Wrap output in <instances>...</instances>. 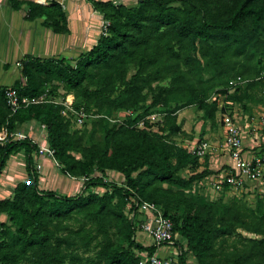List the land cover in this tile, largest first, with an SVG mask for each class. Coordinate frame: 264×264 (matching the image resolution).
<instances>
[{
	"label": "trees",
	"instance_id": "16d2710c",
	"mask_svg": "<svg viewBox=\"0 0 264 264\" xmlns=\"http://www.w3.org/2000/svg\"><path fill=\"white\" fill-rule=\"evenodd\" d=\"M89 2L110 22L106 33L75 58L26 54L20 60V77L12 87L20 99L43 94L64 97L72 91L87 99L103 98L117 109L116 117L124 111L126 118L124 122H112L105 116L93 119L104 121V140L86 146L83 136L72 131L69 120L61 115L62 104L29 103L11 114L6 86L0 85V174L11 156L21 150L28 173L27 179L16 184L11 198L0 199V212L7 213L16 227L13 232L10 224L0 222V264H88L90 260L82 252H89L93 246L98 247L97 259L104 264H139L137 250L154 252L157 246H145L136 238V225L126 213L132 194L156 203L171 217L181 236L177 241L181 249L179 264H188L189 253L198 264H219L220 239L236 233L239 227L264 235V215L255 217L219 202L198 205L184 194L182 189L214 171L206 167L189 177L180 174L184 168L198 165L199 156L172 139L182 132L178 111L197 105L214 121L220 102L218 98L210 100L211 87L189 79L181 64L201 67L202 60L195 55L199 52L203 63L212 62L222 75L236 70V76H242L244 70L236 65L238 58L249 56L252 50L264 56V0ZM23 4H27L25 19L43 18V25L53 32H70L69 15L60 2L45 6L36 0H11L15 10ZM133 60L138 70L127 77L128 64ZM168 77L169 84L152 86ZM260 77L248 79L244 93L235 90L230 94L229 80L228 86L218 92L226 95L227 101H242L264 86ZM54 80L62 83L65 94L45 87ZM147 88L151 90L150 105L142 112L129 110L144 100ZM74 105L110 116L76 100ZM154 111L162 112V120L156 123L167 138L149 129L153 123L147 116ZM31 120L45 126L47 145L54 150L60 170L76 179L84 178L78 193L40 187L33 157V153L39 154L38 143L11 136L19 124ZM141 120L144 127L138 126ZM113 171L122 177L121 184L106 180ZM164 183L181 190L164 188ZM92 187H103L105 192ZM75 216L76 227L65 225ZM262 261L264 238L250 239L247 251L234 252L228 259L229 264Z\"/></svg>",
	"mask_w": 264,
	"mask_h": 264
},
{
	"label": "rangeland",
	"instance_id": "374dc122",
	"mask_svg": "<svg viewBox=\"0 0 264 264\" xmlns=\"http://www.w3.org/2000/svg\"><path fill=\"white\" fill-rule=\"evenodd\" d=\"M117 3L125 2L127 4H135L136 0H116ZM66 11L69 15V28L71 26V18L73 23V31L70 37L63 38L64 41H72L71 45L69 43H64L61 40V49L65 50V54L69 58L77 57L81 52L88 50L100 37L103 32V18L100 14L94 11L89 0H65ZM27 4H23L20 10H15L11 5V0H0V83L2 86H12L17 78L20 77V56L21 51L17 47V40L19 36L18 23L24 19L26 14ZM77 12V18L81 19L78 21L74 14ZM13 16V20L11 18ZM40 22H43V18H38ZM42 20V21H41ZM40 31H46L45 34L52 33L51 28L41 27L38 22L31 23ZM43 24V23H42ZM13 26V27H12ZM33 30H28L25 28L22 35L30 34ZM41 33V37L44 35ZM53 34V33H52ZM49 36H46V39ZM10 42H6V41ZM50 41V40H49ZM202 45V44H200ZM13 49H15L13 51ZM59 49V51L61 50ZM56 54V55H55ZM62 53L50 54L51 56H61ZM202 60V65H186L181 64V68L186 72V76L193 80H201L205 86H210V100L218 98L220 105L219 111L217 113L216 119L213 121L207 118L205 111L199 109L197 105H188L183 107L178 111V114L182 116L181 125L186 126L189 132L186 134L185 140L181 142L188 150H193L201 142L206 141L211 146L210 151L204 156L198 158V165L188 166L181 170L180 174L183 177H189L191 174L197 171H201L206 167L211 168L214 174L207 176L205 179L195 183L193 186L182 189L184 194L191 198L196 204H202L204 202H219L224 206H231L233 209L239 210L241 212H247L252 216L261 217L264 215V180L259 181L255 184L248 182L243 188H227L226 183H224V175L229 173V167L225 163V159L229 158L227 152L224 150V128L221 125V115L226 110L233 111L235 114V120L240 126L242 131V136L244 143L251 139V131L248 128H254L255 134L257 135V144L260 153L264 152V86H261L257 91L249 94L248 97L244 98L242 101H232L225 100L226 95L220 94L219 89H223L228 86L226 82L228 81L230 86L229 93H234L235 90L244 93V88L248 82V79L256 78L262 76L264 79V56L261 51L252 50L249 56H242L237 59V66H240L244 72L242 76H236L238 72L232 71L228 75L223 72L220 73L212 62L209 65L203 63V58L198 52L195 54ZM49 56V57H51ZM262 59V62H259ZM247 62V65L245 63ZM231 66V65H229ZM203 68V69H202ZM206 68V69H205ZM138 70V64L136 60L131 61L128 64L127 77H130L133 73ZM235 75V77H234ZM261 78V77H260ZM170 78H165L161 81L153 82L152 86L155 87L158 83L169 84ZM6 84V85H5ZM52 86L60 94L64 93V88L59 80H54L50 83L45 84V87L49 88ZM61 88V89H60ZM60 89V90H59ZM149 88L145 89L146 97L142 100L138 106H133L129 109L135 112H142L151 103V90ZM73 96L71 99L76 100L78 104L85 105L92 108H99L103 110V113L117 114V109L111 106L109 102L103 100V98L87 99L82 94L76 91H72ZM100 105L102 107H100ZM133 111V112H134ZM156 112V111H154ZM178 115V116H179ZM118 118L120 121L124 122L126 118V113L121 111L118 113ZM157 118H154L153 126L149 129L156 134L163 135L162 131L159 129V124H157ZM104 121L103 120H91L84 126L75 127L72 126L71 130L83 136V143L86 146L99 145L103 142L105 132H104ZM41 128V126L38 124ZM42 128L39 130L38 136H41ZM166 134V133H165ZM165 134L163 136H165ZM166 137V136H165ZM167 138V137H166ZM257 146V145H256ZM80 156L79 154H77ZM108 179L121 184L123 179L118 175L115 176L114 172H109ZM68 178V177H66ZM65 177L62 179L55 178L53 180L47 181L50 184H43L45 187L49 188H59L61 193L76 194L83 184V180L79 178V183L75 182V179L67 180ZM62 180V181H61ZM67 183V187L63 184ZM59 184V185H58ZM217 184L221 185V190L216 187ZM164 188L171 190H181V188L164 183L162 185ZM97 192L104 193L105 188L103 187H92ZM11 230L14 232L16 227L13 222L10 221ZM78 224L77 217H72L65 221V225L71 227H76ZM62 232V230L60 231ZM136 238L138 242L145 243L149 245L152 240L142 231L138 230L136 233ZM252 238L261 239L264 235L258 234L242 227H239L236 233L226 236L224 239H220L219 249L222 254V261L219 264H229L228 259L233 256L234 252H244L248 250L249 240ZM180 251L179 248L176 249ZM98 247L93 246L92 250L87 253L82 252L84 256L88 257L90 262H99V264H104V261H98L97 259ZM188 264H198L196 258L189 253L187 255ZM45 263L47 261L45 260ZM264 264V261L261 262Z\"/></svg>",
	"mask_w": 264,
	"mask_h": 264
},
{
	"label": "built area",
	"instance_id": "2783aa9c",
	"mask_svg": "<svg viewBox=\"0 0 264 264\" xmlns=\"http://www.w3.org/2000/svg\"><path fill=\"white\" fill-rule=\"evenodd\" d=\"M39 4L50 6L53 2L58 1L66 9L65 0H36ZM110 22L103 19V32L106 33ZM72 93H66L64 97H54L48 94H43L38 98L29 99L24 97L19 98L18 92L12 86H6L5 97L7 105L12 113H15L23 106H27L29 103H38L44 101H51L54 103L62 104L61 115L69 120L72 126L79 127L86 125L87 122L92 119L105 116L112 122L120 121V118L115 116H107L95 111H87L83 106L75 107L74 97ZM131 113V111H129ZM233 111H225L221 115V125L224 128V150L229 154L231 162L229 165V173L224 175V183L229 187L243 188L248 182L255 184L264 180V152L247 156L244 153L243 136L240 126L235 120V114ZM154 118L157 121L162 120V112H152L147 116L150 122H154ZM139 127H144V120L138 123ZM11 136L15 139L24 140L29 136L23 132H13ZM39 154L47 155L52 158L55 164L59 163L55 158L54 150L51 149L45 143H38ZM211 149L208 142H201L190 152L198 155L199 157L205 156ZM41 166L38 165V168ZM117 177L118 173H114ZM74 178V177H72ZM76 179V178H75ZM84 180V178H82ZM107 181H113L106 177ZM218 189H222L220 184H217ZM228 188V187H227ZM126 213L134 220L137 231L140 230L146 236L151 238L153 244H145V246L156 245L157 249L154 252L149 250H137L139 256V264H179V255L181 253L180 246L177 241L180 240V235L174 228V222L171 217L164 214L162 208H159L156 203L141 199L136 194L130 196ZM186 245L185 242H183ZM165 246H171L172 248H179L180 251H172L164 253L162 248Z\"/></svg>",
	"mask_w": 264,
	"mask_h": 264
},
{
	"label": "crops",
	"instance_id": "0c3cea01",
	"mask_svg": "<svg viewBox=\"0 0 264 264\" xmlns=\"http://www.w3.org/2000/svg\"><path fill=\"white\" fill-rule=\"evenodd\" d=\"M76 16H77V12H76V14H74V17H76ZM11 18L13 20L12 15H11ZM80 19H81L80 17L77 18L78 21ZM72 20L73 19L71 18V26H70V32L69 33H55L52 30L53 34L52 33L48 34V32L45 34L46 31H40L35 26H32V24H31L33 22H38L41 27H45L42 24V22L39 21L38 18L35 20H27L25 18L22 19V21H20L18 23L19 36H18V40H17V44H16L18 49L21 51V56L19 59L21 60L26 54H32V55L40 56V57H49V56H51L50 55L51 53L52 54L62 53L61 56L69 57L67 54H65V50L61 49L62 43H61L60 39H62V42H63L64 41L63 38L70 37L72 34H74ZM25 28H27L28 30H31V31L33 30V32L30 34L22 35ZM46 28H48V27H46ZM43 32H44L45 36L43 35L42 36L43 38H40L41 33H43ZM46 36H49V38L46 39ZM6 42H10V40L9 41L7 40ZM71 42L72 41H68V40L64 41V43H69L68 45H71ZM59 49H61V50L59 51ZM14 50L15 49H13V51ZM18 63H20V62H18ZM0 85H2V84L0 83ZM181 118H182V116L179 115L178 120H177V122L180 125L182 122ZM38 124L41 126V128L43 130L41 133V136H38L39 130H41V128L38 126ZM181 127H182V132L172 136V139L177 144H179L180 146H183L186 148V146H184L181 142H178V140L179 141L185 140V137L187 136L186 134L189 132V130L185 125L184 126L181 125ZM248 129L250 131L252 130L251 135H255V136H252L251 139L248 140V142H246V144L244 143V140H243L244 153L247 156L259 154L260 151L258 150L259 149L258 147H260V146H258V144H257V141H256L257 135L255 134L254 128H248ZM15 132H23V133L27 134L29 136V138H31L35 142L40 143V144L41 143L47 144L46 128H45V126L41 125L36 120H31V121H27L23 124H19ZM186 149H188V148H186ZM227 156L229 158L225 159V163L229 167L228 163L231 162V158H230L228 153H227ZM33 157H34L35 169H37V171H38L39 184H40L41 188L47 189V190L58 191V189H61V186L59 188H49V187L47 188L43 184H50V182L47 183V181L53 180L55 178L62 179L63 177H65V178L68 177V178H66L67 180H70V178L75 179V178H72L71 176L63 173L60 170V168L55 164L54 160L52 158H50L49 156L33 153ZM38 165H40L41 167L38 168ZM114 173H116V172H114ZM27 178H28V173L26 171V157H25L24 150H21V151H19L16 154L11 156L6 167L3 169L2 173L0 174V199L11 198L14 194V188H15L16 184L19 181L25 180ZM73 183H79L78 185H80V181L78 179H75V182H73ZM63 186L67 187V183L63 184ZM10 221L11 220H10L9 215L7 213L0 212V222H6L9 224ZM149 243L153 244L154 241L151 240ZM175 250L171 246H165L164 248H162V251L164 253L172 252Z\"/></svg>",
	"mask_w": 264,
	"mask_h": 264
}]
</instances>
